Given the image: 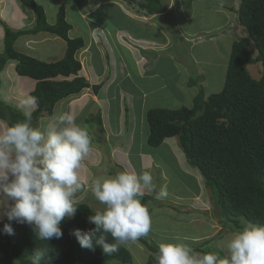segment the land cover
<instances>
[{"label": "rangeland", "instance_id": "rangeland-1", "mask_svg": "<svg viewBox=\"0 0 264 264\" xmlns=\"http://www.w3.org/2000/svg\"><path fill=\"white\" fill-rule=\"evenodd\" d=\"M3 1V5L0 2V19L9 27L26 29L36 21L35 13L29 7L24 6L21 0H8L10 3L7 0ZM36 1L44 7L50 24L57 22L61 5L66 6L67 20L73 27L69 33L70 38H83L89 43L86 51H81L78 55L81 63L82 61L84 63V67L82 63L83 69L80 76L85 77L93 86L104 84L99 95L94 92L93 88H89L58 103L54 116L46 117L39 124L40 128H46L61 114L71 112L76 122L87 128L90 133L92 145L79 169L81 187L75 193L76 204L86 202L95 211L103 210L104 206L95 199L91 189L97 179L113 176L123 171L117 167L118 165L123 167L124 171L136 174L150 172L153 176L155 191L145 190V194L153 198L147 206L152 207L150 212L152 227L146 236L124 245L133 256L132 264H146L152 255L141 240L155 243L158 247L162 243H184L191 248L208 241L206 245L208 247L205 250H211V253H217L223 258L233 233L223 231L221 237L222 229L218 218L214 215L211 195L205 187L203 176L198 170L189 166L177 138L167 139L162 146L156 149L149 147L146 141L149 130L145 112L153 108L192 107L200 88L204 89L206 96L222 90L233 42L238 40V34L242 37L248 36L247 31L238 23L240 0H222V3L227 5L222 6V9L215 0H169L173 3L174 12L167 13L162 22L169 34H172L171 39L176 42L168 40L166 33L168 43L157 44L156 49L162 52L157 55V58L150 59L151 64L149 65H146L143 57L135 63L133 58L137 52L131 54L132 51L129 52L123 48L126 45L120 46L121 39L126 41L125 38L129 33L132 36V32L120 30L123 34L117 32L118 39L112 37L116 35L115 29L121 28L123 23L139 36L148 29L149 22L154 23L149 19L147 23L146 15L139 12L135 5L123 0ZM20 7L24 8L25 13H29L30 20L34 19L33 22L29 21L26 14L19 12ZM14 8L16 14H14ZM190 15L193 16L192 20L187 19ZM11 17L21 19L22 24L19 25V22L13 21ZM128 19L136 23L130 25ZM200 30L201 33H199ZM145 32L146 37L149 38L155 39L159 35L150 30ZM184 32H195L197 35L194 39L187 36V41ZM47 35H39L36 38L25 36L22 41L19 40L18 48L20 51L26 50L27 54L43 61L61 60L67 50V43L61 38L52 43L56 38L53 35ZM131 38L137 39L134 36ZM137 40V43L132 42L134 44H132V50L136 48L139 50L138 46H135L140 44ZM3 42L4 36L0 25V53L4 51ZM253 43L251 41L250 49L257 54ZM170 47L174 48V52H170L177 58L175 61L177 63L176 72L179 74L177 76L165 74L173 68L175 63L173 60L166 58L168 59L167 64L162 63L165 56H169L165 52ZM154 50L150 48L146 52L143 51L142 55L151 57L148 52L156 53L157 51ZM15 65L16 63L11 62L2 72L0 95L4 101L32 114L37 108L36 104H26L25 101L31 97L30 92L36 83L18 76ZM114 69L116 70L115 75L112 74ZM248 71L254 79L259 80L263 74V66L260 63L248 65ZM126 73L128 77L125 76ZM190 83L196 86H191ZM118 92L121 94L118 95ZM95 94L98 98L94 99L99 100V104H94L92 101V96ZM193 94H196L194 98ZM123 95L127 98L128 124L125 122V112L119 118L120 122H125L124 127H111L110 129L104 122L106 134L103 142L106 140L108 143L104 149L105 147L98 145V141L102 138L99 135L97 122L86 121L90 115H94L90 120H95V115L99 110L102 111L103 117L109 112L110 118H114L113 114L117 115V111L111 112L109 109L110 104L114 102L110 99L113 96L115 98L119 96L115 99L116 102L118 101L115 106L120 105L122 109L124 107ZM132 104L133 111L130 107ZM140 111L143 112L142 115L145 114L142 119L139 115ZM132 112L136 114L134 123L138 129L136 126L133 128L130 115ZM7 127V123L0 120V131L6 130ZM108 148H110L111 158L106 154ZM161 187L167 189L168 196L164 199H156L155 196ZM156 202L165 203V206H155ZM175 207L180 209H175ZM5 219L7 217L3 215V209H0V221ZM111 264L122 263L112 261Z\"/></svg>", "mask_w": 264, "mask_h": 264}, {"label": "trees", "instance_id": "trees-1", "mask_svg": "<svg viewBox=\"0 0 264 264\" xmlns=\"http://www.w3.org/2000/svg\"><path fill=\"white\" fill-rule=\"evenodd\" d=\"M123 1L135 5L147 16L164 12L161 0ZM21 3L35 13L36 21L32 27L14 29L0 19L4 32V51L0 53V89L1 73L10 61H16V73L36 82L30 95L36 98L37 108L31 116L32 125L39 127V120L51 117L57 104L64 99L88 88H93L99 95L104 84L93 86L80 76L83 67L78 55L87 43L83 38H70L73 27L67 20L64 4L59 9L57 22L50 24L44 7L36 0H21ZM238 23L248 36L238 34V40L232 45L221 91L206 96L204 89L200 88L192 107L153 108L146 113L149 147L156 149L166 139L177 138L189 166L203 176L211 195L214 215L222 227L221 237L223 231L234 233L248 224H264V0H240ZM40 33L59 37L67 43L61 60L47 62L18 50L17 42L21 38ZM251 41L257 54L250 49ZM259 63L263 66V74L256 80L248 71V65ZM24 114L0 95V120L11 126L23 121ZM95 116V120H90L94 117L90 115L86 122H97L102 138L98 145L106 149L108 143L106 140L103 142L106 130L102 111L99 110ZM106 154L111 158L110 148ZM117 167L124 171L123 167ZM152 199L145 194L143 202L148 206ZM154 205L165 206V203L156 202ZM177 207L175 209H180ZM148 209L152 211V207ZM96 212L87 203L78 204L75 216L61 222L62 238L48 242L39 240L27 224L13 222L15 234L8 235L3 231L7 219L0 221V264H31V255L42 247L49 251V258L43 264H111L112 261L132 264L133 256L124 245L108 255L99 247L94 251L82 248L71 234L73 229L88 231L94 228L89 217ZM107 242H113L110 234ZM141 242L152 252L146 264H156L159 247L146 240ZM207 243L192 249L211 253V250H205Z\"/></svg>", "mask_w": 264, "mask_h": 264}, {"label": "clouds", "instance_id": "clouds-1", "mask_svg": "<svg viewBox=\"0 0 264 264\" xmlns=\"http://www.w3.org/2000/svg\"><path fill=\"white\" fill-rule=\"evenodd\" d=\"M148 53L151 57L143 56L153 59L154 52ZM10 62L17 65L16 61ZM25 103L36 104V98L28 97ZM24 115L23 121L0 131V209L8 221L3 231L14 235L13 222L27 224L39 240L48 242L62 238L61 222L77 212L79 169L92 140L88 129L78 124L71 112L61 114L46 128L33 126L30 112ZM145 190L155 191L153 176L147 171H120L97 179L91 191L104 207L89 217L95 227L88 231L73 229L71 234L82 248L94 251L99 247L108 255L128 242L138 241L152 227L149 209L143 202ZM167 196V189L161 187L155 198ZM109 234L111 243L107 242ZM48 258L47 248H37L31 264H43ZM155 260L156 264H264V224H248L234 232L223 258L217 253H197L184 243H162Z\"/></svg>", "mask_w": 264, "mask_h": 264}, {"label": "crops", "instance_id": "crops-1", "mask_svg": "<svg viewBox=\"0 0 264 264\" xmlns=\"http://www.w3.org/2000/svg\"><path fill=\"white\" fill-rule=\"evenodd\" d=\"M8 1V0H7ZM216 2H218V4L220 5V8L222 9V6H227V5H225L224 3H222V0H215ZM0 2H1V4L3 5L4 4V1L2 2V0H0ZM9 2V1H8ZM21 2V1H20ZM161 2V6L164 8V12H162V13H160V14H155V15H142V16H145V20L147 21V23H148V21L149 20H151V21H153L154 23H150L149 22V24L147 25L148 26V29L147 30H145V31H148V30H150L151 32H153V33H158L159 35H157V37L154 39V38H149V37H146V32L145 31H143V34L141 35V36H139V35H137L136 34V32L135 31H133V30H131V29H129V28H127L126 27V25L123 23L122 25V27L120 28V27H117L115 30V32H116V35L115 36H112V37H114V38H116V39H118V36H117V32L119 33V34H123V32H128V31H130V32H132V36H134V37H136L137 39H134V38H131L132 36H131V34L129 35H127V38H125L126 39V41L122 38L121 40V43H119L120 44V46H123V45H126L125 47H123L124 49H127L129 52H131V54L133 53V54H135L134 52H137V56L135 55V58H133V61L136 63L138 60H139V58H142L145 62H146V65H149V64H151V60L149 59V58H145L143 55H142V53H143V50H148V49H150V48H153V49H155L154 51H157L156 53H158V54H156V53H152L153 55H155V58H157V55H159V53H161L162 51H160V52H158V50L156 49V47H157V44H164L165 42H167L168 43V40H170L171 42L173 41V42H176V41H174V40H172L171 39V37H172V34H169V31L167 30V28H165V26H164V23L162 22L163 21V18L166 16V14L167 13H169V12H174V10H173V8H174V6H172L173 5V3L172 2H170L169 0L168 1H166V0H161L160 1ZM10 3V2H9ZM110 5V4H109ZM5 8H6V5H5ZM19 12L21 13V14H26L25 16H27L28 17V19H29V21L31 22H33V20L34 19H32V20H30V18H29V13L28 12H24V8H21L20 7V10H19ZM141 13H145V12H141ZM14 14H16V9L14 8ZM90 14H91V12H90ZM132 16V15H131ZM11 18H13V21L15 20L16 22H19V25L20 24H22V20L21 19H15V17H11ZM149 19V20H148ZM188 20L190 19V20H192L193 19V16L192 15H190V17H188L187 18ZM34 23H35V21L33 22V25H34ZM128 23L130 24V25H132L133 23H136V22H134L133 20H130V19H128ZM18 25V26H19ZM32 25V26H33ZM31 26V27H32ZM90 27H93V26H90ZM14 28V27H13ZM15 29V28H14ZM214 29H216V28H214ZM119 30V31H118ZM120 30H122V31H120ZM166 30V31H165ZM1 32H3V29H2V27H1ZM167 33V34H166ZM199 33H201V30L199 31ZM43 34H45V35H47L46 33H40V34H38V35H35V36H26V37H32V38H36L37 36L39 37V35H43ZM165 34H166V36H167V38H168V40L166 39V36H165ZM184 35H185V39L188 41V39H187V36L189 37V38H192V39H194L195 38V36L197 35V33H193V32H184ZM3 36H4V32H3ZM120 36V35H119ZM46 37H48V35L46 36ZM56 39H54V37H53V42L52 43H55L56 41H58V39H60V38H58V37H55ZM143 38V39H142ZM161 40H160V39ZM23 39H24V37H23ZM136 40L137 41H139L138 43H140L139 45H135V46H138V48H139V50L136 48V49H134V50H132L131 49V47H132V42H134V43H137L136 42ZM20 41H22V38H21V40ZM20 41H18L17 42V48H18V46H19V42ZM28 41V40H27ZM30 41V40H29ZM51 41V40H50ZM119 42V41H118ZM4 43V42H3ZM141 43L143 44V45H141ZM234 43V42H233ZM118 44V43H117ZM88 45H89V43H87V47H88ZM134 45V44H133ZM87 47H86V49H87ZM18 50H19V48H18ZM85 50V49H84ZM84 50H82V51H84ZM22 51L23 52H27L26 50L24 51L23 49H22ZM43 51L45 52V49H43ZM53 51V50H52ZM170 51H172V52H174V48H172V47H170L168 50H166V52H165V54H168L169 56H165V58H164V62H162V63H165V64H167V62H168V59H166V58H169L170 60H173L174 62L176 61V57L174 56V54H172ZM55 52V51H54ZM54 55H56V54H54ZM49 62V61H48ZM50 62H52V61H50ZM196 62V61H195ZM11 63V62H10ZM9 63V64H10ZM82 63H83V61H82ZM161 63V64H162ZM9 64H7L6 65V67H5V69L4 70H6V68H7V66L9 65ZM83 67H84V63H83ZM176 68H177V63L175 62L174 63V66H173V68L172 69H169V71H166V75L167 76H173V75H179V74H177V72H176ZM108 72V71H107ZM116 72V70L114 69L113 70V73L112 74H114ZM108 74V73H107ZM115 75V74H114ZM1 76H2V74H1ZM125 76L126 77H128L129 75L126 73L125 74ZM25 79H29V78H26V77H24ZM29 80H32V79H29ZM109 80H110V78H109ZM33 81V80H32ZM35 88V87H34ZM34 90V89H33ZM32 90V91H33ZM31 91V92H32ZM31 92H30V94H31ZM102 92V91H101ZM120 92H122V91H120ZM119 94H121V93H119L118 92V95ZM195 95L196 94H193V98L195 97ZM93 98V103L95 104H99V100H95L94 98L96 97V98H98L97 97V95L95 94V95H93L92 96ZM101 98L102 97H104V96H100ZM116 98H119V96L118 97H116ZM114 96H113V98L111 97V99L110 100H113L114 102H112V104H110V102H109V104L111 105V108L109 107V109H111V112H116L117 111V115H115V114H113L114 115V118H110V116H109V112H107L108 113V115L107 116H102V119H103V124H104V122H105V124L106 125H108L109 127H110V129H111V127L113 128V127H117V128H121L122 126L124 127V124H125V122H126V124H128V118H129V111L127 112L126 110H127V108H126V105H127V98H126V96H124L123 95V100H122V102H123V108L121 109V106L120 105H117V106H115V103H118V101L116 102V99ZM129 100V99H128ZM133 103V102H132ZM107 104H108V101H107ZM141 105V104H140ZM120 106V107H119ZM142 106V105H141ZM130 107H131V109H132V111H133V104L132 105H130ZM112 108L114 109V110H112ZM123 112H125V115H126V121L125 122H120L119 121V118L121 117V116H123ZM147 112V111H146ZM146 112H145V114H146ZM142 113L143 112H141L140 111V113H139V115H140V117H141V119L143 118V116L145 117V114H143L142 115ZM131 116H132V123H133V128H134V126H136V124L134 123L135 122V116H136V114H135V112H132L131 114H130ZM109 117V118H108ZM110 123H111V126H110ZM142 124V121H141V123H140V125ZM137 127V126H136ZM139 128H141V126H139ZM137 129H138V127H137ZM122 146H123V144H122ZM122 146H120V147H122ZM119 148V147H118ZM120 149V148H119ZM176 163H177V159H176ZM178 165V164H177ZM200 192H202V188H200ZM84 203H86V202H84ZM174 222V221H173ZM221 229H222V227H221ZM176 237V236H175ZM180 238V237H179ZM183 241H186L185 239H183ZM208 242V241H207ZM206 242H204V243H202L201 245H203V244H205ZM192 245V244H191ZM200 245V246H201ZM198 247V246H197Z\"/></svg>", "mask_w": 264, "mask_h": 264}, {"label": "bare ground", "instance_id": "bare-ground-1", "mask_svg": "<svg viewBox=\"0 0 264 264\" xmlns=\"http://www.w3.org/2000/svg\"><path fill=\"white\" fill-rule=\"evenodd\" d=\"M86 51V50H85Z\"/></svg>", "mask_w": 264, "mask_h": 264}]
</instances>
